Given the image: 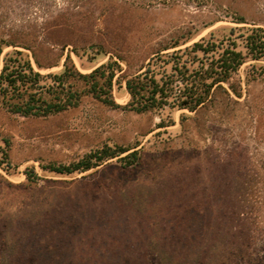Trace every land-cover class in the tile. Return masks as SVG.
<instances>
[{
  "label": "rangeland",
  "instance_id": "374dc122",
  "mask_svg": "<svg viewBox=\"0 0 264 264\" xmlns=\"http://www.w3.org/2000/svg\"><path fill=\"white\" fill-rule=\"evenodd\" d=\"M251 27L264 30V0H0V68L13 49L42 74L115 60L122 105L125 79L155 54L228 37L245 52ZM221 85L195 110L88 93L45 116L0 104V264H162L160 252L217 236L216 251L232 246L207 264H264V59L246 56ZM104 144L129 149L83 171L45 167Z\"/></svg>",
  "mask_w": 264,
  "mask_h": 264
},
{
  "label": "trees",
  "instance_id": "16d2710c",
  "mask_svg": "<svg viewBox=\"0 0 264 264\" xmlns=\"http://www.w3.org/2000/svg\"><path fill=\"white\" fill-rule=\"evenodd\" d=\"M238 36L245 52L237 48L234 38L228 37L224 41L200 39L183 48L155 54L142 71L125 79L124 88L129 99L122 105L116 103L111 94L112 80L115 72L119 70L115 60L101 63L87 73L64 65L58 73L42 74L33 68L21 50L13 49L2 58L0 104L23 116H45L77 105L81 95L88 93L108 106L135 112L162 108L165 105L195 110L211 98L214 89L222 88L221 83L228 80L246 56L264 59V30L261 27H251ZM157 63L161 67L160 71L155 69ZM167 64H170L169 70L165 68ZM70 80L81 81L85 86L78 90ZM128 149L104 144L76 161L68 164L48 163L45 167L61 174L83 171ZM137 158V149L119 156L124 166L133 164ZM35 175L33 168L26 171L28 179ZM179 222L181 223L180 220ZM217 237H214L215 245H212V249L209 243L202 240L201 243L187 245L182 250L166 249L159 253V258L162 264H207L224 261L232 243L230 239L227 243L224 240L225 245L216 251L214 248ZM219 241L223 242V239Z\"/></svg>",
  "mask_w": 264,
  "mask_h": 264
}]
</instances>
